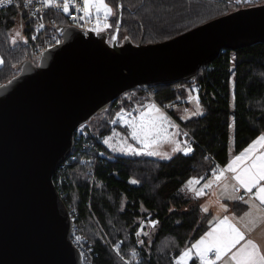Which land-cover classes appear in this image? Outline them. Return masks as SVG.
Returning a JSON list of instances; mask_svg holds the SVG:
<instances>
[{
    "label": "trees",
    "instance_id": "trees-1",
    "mask_svg": "<svg viewBox=\"0 0 264 264\" xmlns=\"http://www.w3.org/2000/svg\"><path fill=\"white\" fill-rule=\"evenodd\" d=\"M104 1L113 10L107 26L109 37L116 25L120 1L118 42L129 39L144 44L169 39L242 4L264 2ZM17 17L21 18L26 42L11 44V27ZM56 21L57 26L67 24L64 17ZM30 30L31 21L20 5L0 11V84L18 72L21 62L33 57L28 44ZM183 83L197 85L203 107L201 115L180 122L191 152L180 150L169 159L106 154L98 138L108 130L107 118L120 107L119 96L80 125L84 129L75 131L72 153L64 167L54 173L55 187L67 210L78 214L74 220L77 229L94 246L95 264H177L183 248L208 228L211 217L202 211L199 197L187 193L183 185L191 178L205 180L215 163L224 166L230 129L235 152L264 133V43L222 50L208 66L200 68L192 82L147 89L159 103L179 102L183 91L180 86L175 88ZM129 93L132 97L143 96L137 89ZM122 103L125 106L127 102ZM145 217L154 220L147 234L143 231ZM140 236L142 242L138 240ZM117 241L121 244L117 245ZM136 244H140L138 262L133 255ZM189 264L199 263L192 258Z\"/></svg>",
    "mask_w": 264,
    "mask_h": 264
},
{
    "label": "water",
    "instance_id": "water-1",
    "mask_svg": "<svg viewBox=\"0 0 264 264\" xmlns=\"http://www.w3.org/2000/svg\"><path fill=\"white\" fill-rule=\"evenodd\" d=\"M121 16L118 1L110 37L55 26L61 41L0 84V264H82L53 181L80 125L129 90L192 82L222 50L264 43V2L145 44L118 42Z\"/></svg>",
    "mask_w": 264,
    "mask_h": 264
},
{
    "label": "rangeland",
    "instance_id": "rangeland-1",
    "mask_svg": "<svg viewBox=\"0 0 264 264\" xmlns=\"http://www.w3.org/2000/svg\"><path fill=\"white\" fill-rule=\"evenodd\" d=\"M108 7L112 10L109 5ZM10 42L11 44L26 42L25 35L22 33L20 17H17L12 24ZM2 65L3 57L0 54V66ZM179 86L183 91L179 102L159 103L153 98V95L152 98L129 95V92H135L137 88L122 94L118 99L120 107L113 110L112 115L107 118L109 125L105 126H108V130L99 135L101 150L108 155H148L159 159H169L179 151V147H181L180 150L191 148L180 122L201 115L203 107L198 100V87L195 83L179 84L175 90ZM124 100L127 102L125 106L122 103ZM81 129L84 128L82 126L77 128L79 131ZM134 130L137 133V138L132 136ZM230 139L233 140L232 129H230ZM189 181L195 180L193 178L187 180L183 189L191 192L196 183L189 185ZM143 221L145 227L143 231L147 234L154 225V221L148 217H145ZM138 240L142 242V236ZM108 243L110 242L108 241ZM189 249H191L189 246L183 248L176 260L177 264H189L190 260L196 257L195 255L193 257L191 252L189 257L182 260L183 253Z\"/></svg>",
    "mask_w": 264,
    "mask_h": 264
},
{
    "label": "crops",
    "instance_id": "crops-1",
    "mask_svg": "<svg viewBox=\"0 0 264 264\" xmlns=\"http://www.w3.org/2000/svg\"><path fill=\"white\" fill-rule=\"evenodd\" d=\"M264 136V133L257 135L253 138L243 149L235 152L233 150V140H228V159L224 164L223 169L216 170L213 174L209 175L205 180L196 183L195 188L187 193H193L203 189V194L199 195L200 207L203 212H209L211 214L210 224L208 228L196 239H194L189 247L192 249L191 255L195 257L199 264L202 261L196 255L197 250L192 246L200 241L201 238H206V243L213 239V237H207L206 234L212 232L214 229L217 232H227L228 224L235 225L242 233H244L245 239L241 240L236 247L232 248L228 253L222 255L220 260H216L215 264H235L231 259L232 253L236 252L241 246L246 244V241L252 240L258 246L260 253L264 255V204L256 198V188H253L252 192L246 191L241 186L240 182L235 179L237 173L228 171V165L232 163L237 156H242L243 159L233 167L237 168V172L244 167H251L254 162L259 163L261 158H264V143L259 142V138ZM181 147H179L180 151ZM184 151V149H182ZM222 173V175H221ZM220 176L217 180L216 177ZM197 181L196 179H194ZM264 185V181L260 182ZM210 185V187H204ZM243 197V199H240ZM207 209V211H205ZM227 217V223L221 225ZM215 235V233H214ZM208 259L212 260L214 256H209ZM195 255V256H194Z\"/></svg>",
    "mask_w": 264,
    "mask_h": 264
},
{
    "label": "built area",
    "instance_id": "built-area-1",
    "mask_svg": "<svg viewBox=\"0 0 264 264\" xmlns=\"http://www.w3.org/2000/svg\"><path fill=\"white\" fill-rule=\"evenodd\" d=\"M15 4L20 5L21 11L31 21L28 44L30 45L32 56L40 54L61 41V37L54 29L57 26V17H64L67 20V24L80 29L84 35L88 33L96 35L102 28L108 26L109 16L105 15L103 9L97 11L96 7H90L88 14L83 11L84 0H53L51 5L48 4L47 0H0V11L8 9ZM65 4L68 5L67 12L64 11L63 7ZM50 27H53V29L49 30ZM136 88L143 96L152 98L147 87L138 86ZM186 150L184 149V153L191 152ZM213 162L215 161L213 160ZM65 164L66 161L62 162L59 167L63 168ZM219 169H223V167L215 163L214 168L209 171V175ZM196 180L200 181V177H197ZM68 214L74 223V230L70 235V241L79 251L82 264H95L96 252L92 242L79 232L75 225L74 220L78 217L77 212L71 210L70 212L68 211ZM116 244L120 245L121 242L117 241ZM139 253L140 244H136L133 249L136 262L140 260ZM214 255V252H210L209 254V256Z\"/></svg>",
    "mask_w": 264,
    "mask_h": 264
},
{
    "label": "snow or ice",
    "instance_id": "snow-or-ice-1",
    "mask_svg": "<svg viewBox=\"0 0 264 264\" xmlns=\"http://www.w3.org/2000/svg\"><path fill=\"white\" fill-rule=\"evenodd\" d=\"M48 4L51 5L53 0H47ZM64 11H68V5L65 4ZM90 7H96L97 11L101 9L104 10L105 15H110L112 10L108 7L103 0H84L83 11L88 14ZM154 107V106H153ZM158 111V110H157ZM144 115L143 113L141 114ZM135 127V126H134ZM133 138H137V133L134 130L132 133ZM259 142L264 143V136L259 138ZM186 151H191L187 149ZM153 155L157 153H151ZM242 156H237L235 160L228 165L227 170L237 173L235 179L238 180L242 187L248 192H252L253 188H256L255 196L260 201L261 204H264V185H261L260 182L264 181V158H261L259 163L254 162L252 166L244 167L237 172V168L233 167V164L242 161ZM222 175V173H221ZM217 180L220 179V176L216 177ZM135 182V181H133ZM199 181H189V185L198 183ZM204 187H210V185H205ZM203 189L196 192V195H202ZM240 199H243L241 197ZM207 211V209H205ZM221 225L227 223V217L220 222ZM215 233V235H214ZM207 237H213L210 241L206 243V238H201L200 241H197L196 244L192 246L193 249H196V255L202 261V264H215L216 260H220L222 255L228 253L232 248L236 247L241 240L245 239L244 233H242L235 225L228 224L227 232H217L214 229L212 232L206 234ZM192 249L187 250L182 255V260L189 257ZM209 252L215 253V258L210 260L208 259L207 254ZM231 259L235 264H264V255L260 253L259 246L252 240L246 241V244L237 249L236 252L232 253Z\"/></svg>",
    "mask_w": 264,
    "mask_h": 264
},
{
    "label": "flooded vegetation",
    "instance_id": "flooded-vegetation-1",
    "mask_svg": "<svg viewBox=\"0 0 264 264\" xmlns=\"http://www.w3.org/2000/svg\"><path fill=\"white\" fill-rule=\"evenodd\" d=\"M18 43V42H17Z\"/></svg>",
    "mask_w": 264,
    "mask_h": 264
}]
</instances>
